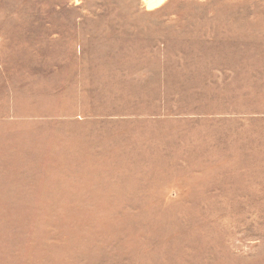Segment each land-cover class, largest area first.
Here are the masks:
<instances>
[{
    "label": "rangeland",
    "instance_id": "obj_1",
    "mask_svg": "<svg viewBox=\"0 0 264 264\" xmlns=\"http://www.w3.org/2000/svg\"><path fill=\"white\" fill-rule=\"evenodd\" d=\"M0 0V264H264V0Z\"/></svg>",
    "mask_w": 264,
    "mask_h": 264
},
{
    "label": "bare ground",
    "instance_id": "obj_2",
    "mask_svg": "<svg viewBox=\"0 0 264 264\" xmlns=\"http://www.w3.org/2000/svg\"><path fill=\"white\" fill-rule=\"evenodd\" d=\"M163 0H148L147 3H148V6L149 7H154L158 4H160Z\"/></svg>",
    "mask_w": 264,
    "mask_h": 264
}]
</instances>
